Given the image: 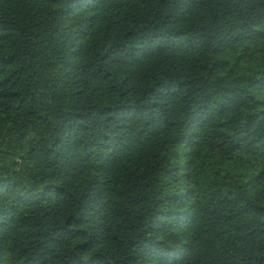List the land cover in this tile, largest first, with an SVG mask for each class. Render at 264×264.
Masks as SVG:
<instances>
[{
  "label": "trees",
  "instance_id": "16d2710c",
  "mask_svg": "<svg viewBox=\"0 0 264 264\" xmlns=\"http://www.w3.org/2000/svg\"><path fill=\"white\" fill-rule=\"evenodd\" d=\"M0 264H264V0H0Z\"/></svg>",
  "mask_w": 264,
  "mask_h": 264
}]
</instances>
